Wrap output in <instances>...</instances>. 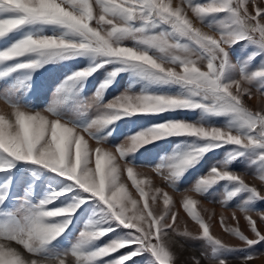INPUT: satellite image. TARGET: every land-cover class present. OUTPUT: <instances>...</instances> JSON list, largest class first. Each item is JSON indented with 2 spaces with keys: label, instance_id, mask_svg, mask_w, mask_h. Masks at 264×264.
<instances>
[{
  "label": "snow or ice",
  "instance_id": "6c2138e0",
  "mask_svg": "<svg viewBox=\"0 0 264 264\" xmlns=\"http://www.w3.org/2000/svg\"><path fill=\"white\" fill-rule=\"evenodd\" d=\"M185 3L202 27H195L188 18ZM251 7L254 14L249 0L206 3L181 0L175 7L172 0H0V40L12 41L0 48V65L26 56L36 57L0 71V78L19 70L39 68L54 57L89 54L102 59L74 73L69 80H86L106 64L115 63L119 67L109 74L110 78L131 70L149 81L178 85L187 93L171 96L125 92L102 104L103 91L111 84V79L105 80L83 105L85 109L99 105L98 115L83 127L63 120L51 108L33 112L0 98L6 106L0 109V173L10 172L18 163L30 164L68 181L65 188L52 190L35 204L28 199L31 195L28 192L21 198L20 208L10 213L5 223H0V264H128L145 253L149 256L147 264H176L174 235L205 239L225 252L251 248L264 241V233L251 215L254 211L246 207L238 210L247 220L251 238L239 227H227L225 231L242 242L241 246H230L213 236L209 224L197 211L198 201L188 195L183 199V208L199 226L200 234L179 231L176 212L170 207L172 197L161 188H154L150 196L141 185H151V179H137L142 174L127 161L130 154L158 139L191 136L204 143L175 154L168 165L155 167L170 187L209 151L225 146L232 149L228 154L229 164L254 150L252 163L264 166V110L253 111L246 104L253 89L264 97V66L249 71L243 63L233 64L230 57V49L241 42L255 49L248 57L249 63L255 56L264 54V6L251 0ZM219 14L223 18L215 24L205 23L208 17H220ZM34 25L60 26L72 39L31 33L18 39L13 37L20 29ZM205 27L207 31H203ZM125 41H132V46H124ZM205 63L207 70H202ZM229 69L234 75L226 78ZM196 109L227 117L228 124L209 128L182 120H166L114 148L104 147V139L96 135L125 116H159L167 111ZM89 140L95 141V148L89 146ZM125 172L140 199L127 195L121 182ZM257 173L261 184L250 185L242 174L229 170L227 165L215 166L198 179L192 191L201 195L225 181L234 185L222 201L225 205L242 193L248 194L245 203L264 200V171ZM10 187L11 176L0 184V208L8 199ZM72 192L82 194L74 196L71 204L48 207L60 196ZM141 199L143 205L137 209ZM90 200L103 205V223L109 226L89 221L69 250L54 258L42 255L68 230L72 217ZM257 215L264 220V212ZM233 219H237L235 212ZM113 224L127 230L126 238L89 247L114 231ZM120 249L130 251L117 258L101 259ZM253 258L250 254L235 264H249ZM204 259L209 264H233L227 258L205 254L192 257L190 264H202Z\"/></svg>",
  "mask_w": 264,
  "mask_h": 264
},
{
  "label": "rangeland",
  "instance_id": "374dc122",
  "mask_svg": "<svg viewBox=\"0 0 264 264\" xmlns=\"http://www.w3.org/2000/svg\"><path fill=\"white\" fill-rule=\"evenodd\" d=\"M193 2L206 3L208 0H193ZM257 3L264 6V0H257ZM172 4L175 7L181 4V0H172ZM249 4L250 11L254 14V9L251 7V0H249ZM183 7L187 12L188 18L193 21L194 26L202 27L200 22L193 16L188 5L185 3ZM219 15L220 17H208L205 23L215 24L220 18H223V14ZM94 23L95 21H93ZM207 30L206 27L203 28V31ZM29 33L33 35L64 36L65 38L72 39L67 34L66 29L55 25L27 26L20 29L17 33H14L13 37L18 39L20 36ZM11 42L7 38L0 40V48L6 47ZM124 46H132V41H125ZM254 51L255 49L246 42L236 44L230 49L231 61L233 64H245L249 71L257 70L259 67L264 66V54L255 56V59L249 63L248 57ZM32 59H36V57L26 56L19 61L8 62V64L0 65V71L5 70L14 63ZM101 59L89 54H68L63 57H54L48 62L42 63V66L36 69L19 70L11 73L6 77L0 78V98H6L10 102L30 109L33 112H42L45 109L51 108L63 120L83 127L87 126L98 115L99 111V105L89 109H85L83 105L93 98L105 80L111 79V84L103 91L102 104L111 102L114 98L119 97L125 92L132 95L147 93L153 95L183 96L187 94L178 85L149 81L137 76L131 70L121 71L115 78H110L109 74L116 67H119L115 63L106 64L86 80L77 81L68 79L74 73L88 68L95 63H99ZM202 70H207L206 63L203 65ZM233 75V70L229 69L226 78H231ZM246 104L253 111L264 110V97L256 94L253 89V95L251 98H246ZM0 109H6V106L2 102H0ZM166 120H182L209 128H223L228 124L227 117L212 115L202 109L176 110L164 112L159 116H125L115 124L96 133V135L104 139V147L114 148L117 145H121L127 138L134 134L146 131ZM203 143L204 141L201 139L191 136H171L165 139H158L130 154L127 157V161L136 168L138 173L142 174L137 179L142 180L145 177L151 179V185H141L145 192L151 196L154 194V188H161L172 197L170 207L176 212V226L179 231L183 232L187 230L196 236L200 234L199 226L191 220L183 208V199L185 195H188L198 201L197 211L204 218L205 222L209 224L210 232L213 236L221 239L230 246H241L242 242L226 232L225 228L239 227L241 231L246 235H250L251 238L247 220L244 218V214L238 210V207H246L254 211L251 215L257 221L258 229L264 233V220H261L257 215L259 212H264V200L245 203L248 194L242 193L229 200L225 205L222 201L234 187V185L225 181H221L215 186L208 188L201 195L195 193L192 189L198 179L206 176L212 167L222 165H227L229 170L242 174L246 183L260 185L261 181L258 179L257 171H264V166L252 163V159L255 157L254 150H249L244 156L233 160L230 164L228 163V154L232 150L231 146L209 151L195 166L188 168L183 176L175 181L173 187L168 186L161 178V175L155 171L157 165H168L171 163V159L175 154L182 153ZM89 146L95 148V141L89 140ZM9 176H11V187L8 189L7 201L3 208H0V223H5L9 219V214L20 208L21 198H24L28 192L31 193L28 199L32 204H35L41 199H44L52 190L59 191L68 185L66 179L59 178L48 170H43L30 164L18 163L10 172L0 173V184H4ZM121 182L124 183L129 198L140 199L139 193L132 185L131 180L127 178L126 172L121 177ZM78 194L82 193L72 192L65 196H60L53 204L48 205V207L59 208L71 204L74 202V196ZM149 203L151 205V200ZM142 205L143 200L141 199L140 204L137 205V209L142 207ZM159 206L161 208L163 207L162 199L160 200ZM102 208L103 205L96 200H90L87 204L83 205L76 212L75 216L72 217V222L68 230L57 241H54L52 245L45 249L42 255L47 258H54L69 250L76 243L79 232L85 228L89 221H95L104 227H108L109 224L103 223L104 213L101 211ZM129 209L131 210V205H129ZM234 212L237 218L235 220L233 219ZM221 218H223V224L221 223ZM111 226L115 228L114 231L109 232L108 235L95 241L89 247H100L108 244L112 240L126 238L127 230L116 227L114 224ZM173 239L176 241L173 244V251L176 253V264H190L192 257H198L201 254L227 258L233 261V264L239 259L253 254L254 258L249 261V264H264V241L255 244L251 248L235 252H225L222 249L216 248L215 245L205 239H194L192 237L175 235ZM214 249L215 251H213ZM126 251H130V249H120L116 253H111L109 257H103L101 259L117 258ZM148 260L149 256L145 253L143 256L135 257L128 264H147ZM202 264H209V262L207 259H204Z\"/></svg>",
  "mask_w": 264,
  "mask_h": 264
},
{
  "label": "bare ground",
  "instance_id": "6f19581e",
  "mask_svg": "<svg viewBox=\"0 0 264 264\" xmlns=\"http://www.w3.org/2000/svg\"><path fill=\"white\" fill-rule=\"evenodd\" d=\"M2 108V107H1Z\"/></svg>",
  "mask_w": 264,
  "mask_h": 264
}]
</instances>
